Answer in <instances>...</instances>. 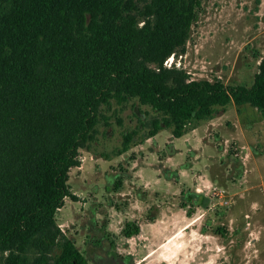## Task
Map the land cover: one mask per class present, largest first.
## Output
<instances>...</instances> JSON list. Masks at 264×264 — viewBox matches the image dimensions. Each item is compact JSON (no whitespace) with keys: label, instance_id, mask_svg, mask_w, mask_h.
I'll use <instances>...</instances> for the list:
<instances>
[{"label":"trees","instance_id":"1","mask_svg":"<svg viewBox=\"0 0 264 264\" xmlns=\"http://www.w3.org/2000/svg\"><path fill=\"white\" fill-rule=\"evenodd\" d=\"M202 0H0V264H91L57 223L69 173L103 106L136 100L174 137L219 109L264 116V58L251 86L191 80L185 53ZM105 118V116H104ZM127 151L130 136L125 137ZM130 225L126 237L138 235Z\"/></svg>","mask_w":264,"mask_h":264},{"label":"rangeland","instance_id":"2","mask_svg":"<svg viewBox=\"0 0 264 264\" xmlns=\"http://www.w3.org/2000/svg\"><path fill=\"white\" fill-rule=\"evenodd\" d=\"M263 58L264 0H202L186 52L164 65L251 86ZM101 112L69 173L78 199L57 214L91 264H264L260 110L219 109L179 138L171 128L147 138L160 117L136 100ZM133 223L140 232L127 238Z\"/></svg>","mask_w":264,"mask_h":264},{"label":"built area","instance_id":"3","mask_svg":"<svg viewBox=\"0 0 264 264\" xmlns=\"http://www.w3.org/2000/svg\"><path fill=\"white\" fill-rule=\"evenodd\" d=\"M165 65L166 66H168L169 65V67L172 65V63L171 62H169V60L167 59L166 61H165Z\"/></svg>","mask_w":264,"mask_h":264}]
</instances>
